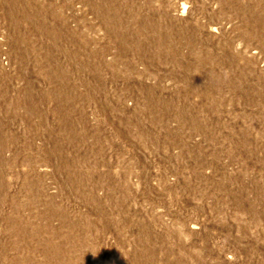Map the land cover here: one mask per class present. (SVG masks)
<instances>
[{"label": "rangeland", "instance_id": "rangeland-1", "mask_svg": "<svg viewBox=\"0 0 264 264\" xmlns=\"http://www.w3.org/2000/svg\"><path fill=\"white\" fill-rule=\"evenodd\" d=\"M0 264H264V0H0Z\"/></svg>", "mask_w": 264, "mask_h": 264}]
</instances>
